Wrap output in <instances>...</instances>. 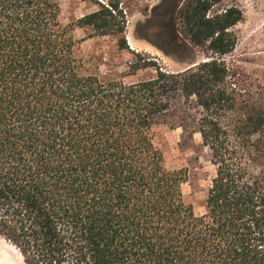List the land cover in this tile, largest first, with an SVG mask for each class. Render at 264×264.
I'll use <instances>...</instances> for the list:
<instances>
[{
	"label": "trees",
	"instance_id": "trees-1",
	"mask_svg": "<svg viewBox=\"0 0 264 264\" xmlns=\"http://www.w3.org/2000/svg\"><path fill=\"white\" fill-rule=\"evenodd\" d=\"M219 1L168 10L169 45L203 57L176 72L135 58L117 73L74 33L128 48L116 0L69 24L61 0H0V238L23 264H264V101L231 80L242 13H210ZM173 95L199 107L210 152L198 214L187 170L164 160L158 119Z\"/></svg>",
	"mask_w": 264,
	"mask_h": 264
},
{
	"label": "rangeland",
	"instance_id": "rangeland-1",
	"mask_svg": "<svg viewBox=\"0 0 264 264\" xmlns=\"http://www.w3.org/2000/svg\"><path fill=\"white\" fill-rule=\"evenodd\" d=\"M107 0H61L60 17L64 24L75 23L77 19L94 11L98 4ZM121 14L117 16L120 25H125L126 49L117 46L120 35H94L89 27H75V37L82 39L83 52L98 63L99 71L110 69L117 73L128 71L127 64L135 58L151 60L153 67L168 71H179L199 58L200 53L190 49L175 50L169 45L167 26L168 10H173L176 0H116ZM227 7H236L242 13L241 20L230 31L236 36L231 53L224 56L232 71L231 80L236 79L246 87L251 84L257 92V103L264 101V0H220L210 13ZM178 23V20H176ZM137 54V56H135ZM153 70H140L131 80L148 77ZM199 107L184 104L180 97L171 96L170 107L158 119L163 142V155L169 168H185L187 181L182 184L185 201L190 202L195 213H202L205 193L213 167L210 152L203 145L198 132ZM1 264H23L17 250L0 238ZM19 253V252H18ZM21 256V255H20ZM22 258V257H21Z\"/></svg>",
	"mask_w": 264,
	"mask_h": 264
},
{
	"label": "bare ground",
	"instance_id": "bare-ground-1",
	"mask_svg": "<svg viewBox=\"0 0 264 264\" xmlns=\"http://www.w3.org/2000/svg\"><path fill=\"white\" fill-rule=\"evenodd\" d=\"M17 256H18V258H19V261H21L22 262V258H21V256H20V254L17 252ZM0 260H1V248H0ZM1 264V263H0Z\"/></svg>",
	"mask_w": 264,
	"mask_h": 264
}]
</instances>
